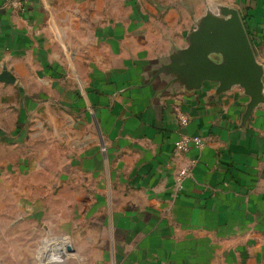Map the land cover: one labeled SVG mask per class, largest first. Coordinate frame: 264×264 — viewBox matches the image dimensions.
I'll return each instance as SVG.
<instances>
[{
    "label": "crops",
    "instance_id": "crops-1",
    "mask_svg": "<svg viewBox=\"0 0 264 264\" xmlns=\"http://www.w3.org/2000/svg\"><path fill=\"white\" fill-rule=\"evenodd\" d=\"M216 5L264 71V0H0L1 231L53 199L55 231L87 223L79 264H264V103L243 123L242 88L164 69Z\"/></svg>",
    "mask_w": 264,
    "mask_h": 264
},
{
    "label": "water",
    "instance_id": "water-1",
    "mask_svg": "<svg viewBox=\"0 0 264 264\" xmlns=\"http://www.w3.org/2000/svg\"><path fill=\"white\" fill-rule=\"evenodd\" d=\"M187 36V46L175 50L164 65L172 83L187 91L199 90L204 82L216 83L220 94L233 86L248 96L242 122L264 103L263 66L256 59L239 11L227 5L208 9ZM8 73L4 72L0 78Z\"/></svg>",
    "mask_w": 264,
    "mask_h": 264
},
{
    "label": "rangeland",
    "instance_id": "rangeland-1",
    "mask_svg": "<svg viewBox=\"0 0 264 264\" xmlns=\"http://www.w3.org/2000/svg\"><path fill=\"white\" fill-rule=\"evenodd\" d=\"M38 202L53 204L54 200L30 202L33 215L28 219L31 224H26V230H21L22 220L16 222L19 228L15 231L0 230V264H79L80 252L75 247L78 245L75 240L78 236L85 239L86 221L80 225L76 220L71 225L62 223L63 226L55 231L54 217L35 215ZM67 219L70 220L69 217ZM82 255L85 254L82 252Z\"/></svg>",
    "mask_w": 264,
    "mask_h": 264
},
{
    "label": "built area",
    "instance_id": "built-area-1",
    "mask_svg": "<svg viewBox=\"0 0 264 264\" xmlns=\"http://www.w3.org/2000/svg\"><path fill=\"white\" fill-rule=\"evenodd\" d=\"M11 3L14 6H18L21 7L22 6V0H11ZM179 123L181 125H185L188 121V117L185 113L183 112H179L178 116H177ZM202 140L199 137H185V138H181L178 139L177 141H175L174 147H175V151L177 152H183L185 150H187L188 146H189V142H193L195 145L200 146L202 144L201 142ZM188 173V169L186 167H184L183 169H181L179 171V176H185Z\"/></svg>",
    "mask_w": 264,
    "mask_h": 264
},
{
    "label": "trees",
    "instance_id": "trees-1",
    "mask_svg": "<svg viewBox=\"0 0 264 264\" xmlns=\"http://www.w3.org/2000/svg\"><path fill=\"white\" fill-rule=\"evenodd\" d=\"M246 27V26H245ZM246 31H247V28H246Z\"/></svg>",
    "mask_w": 264,
    "mask_h": 264
}]
</instances>
